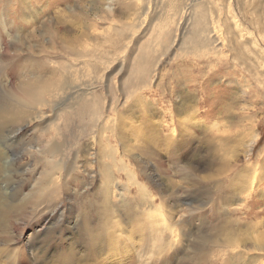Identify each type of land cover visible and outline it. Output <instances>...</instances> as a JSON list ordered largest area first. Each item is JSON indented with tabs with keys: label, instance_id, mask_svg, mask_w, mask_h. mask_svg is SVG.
<instances>
[{
	"label": "rangeland",
	"instance_id": "rangeland-1",
	"mask_svg": "<svg viewBox=\"0 0 264 264\" xmlns=\"http://www.w3.org/2000/svg\"><path fill=\"white\" fill-rule=\"evenodd\" d=\"M62 63L73 91L1 138L0 264H264V0H0V102Z\"/></svg>",
	"mask_w": 264,
	"mask_h": 264
},
{
	"label": "bare ground",
	"instance_id": "bare-ground-1",
	"mask_svg": "<svg viewBox=\"0 0 264 264\" xmlns=\"http://www.w3.org/2000/svg\"><path fill=\"white\" fill-rule=\"evenodd\" d=\"M200 25L202 26V28L199 34L203 32L201 34L203 35V37L205 36L206 33L212 34V33L218 32L213 28L206 30L203 27L202 22H200ZM235 28H236V33L239 34L240 37H243V35L241 34L243 30L240 29L239 26L238 27L235 26ZM196 37H197V44L201 45L203 43V40L199 36H197V34H196ZM236 39H239V38H236ZM242 44H241V47H244L242 46ZM62 64L64 65H59L58 69L56 70L55 68H52L50 71L46 69V72L48 73V78L44 82H37L34 79L33 80L32 79L23 80L18 90L16 91V96H14L13 98L10 97V99H7L4 103L1 100L0 102V142L2 140L1 138H3V135H5L7 130H10L9 133L12 135L11 136H8L9 134L7 136L5 135V138H9L11 140L15 138L16 134L20 131L19 130L20 128L16 130V129H13V127L19 124L23 119H25L23 117L24 116L26 117V114H33V111H37L38 113H40L44 108H48V107L49 108L54 107V109L56 110L58 107L57 102L62 99V96L73 91V67L72 65H68L65 63H62ZM83 94H86V93H83ZM25 104L28 105L27 106L28 108L32 107V109L31 110L27 109ZM66 113L69 115L70 112L66 111ZM67 120H69V118H67ZM71 127L72 126H70L69 128L65 127L64 130H56L52 127L49 128L50 131L53 130V133L50 134L52 136L51 138L52 141L49 142L50 144L48 145V148L43 150V155L47 159L48 170L46 171L44 175V179H43V180H46V182L40 185V189L43 192L46 191V202L47 203L45 204V206L50 207L51 205L49 203L54 201L57 196L62 195V192H61L62 187L59 188V179H60V174H61L60 172L63 169H65V166L63 167V164L66 165L67 168H68V165L71 166L70 163L57 162V159L60 158V161H62V158L67 159L66 154L69 153V151L71 152L72 149L66 148L65 144L60 143V142H55L53 140H55V137L59 139L58 134L60 133H62L60 138H64L65 134L63 133V131L71 130L72 129ZM105 154L106 153H104V155ZM5 157H6V154H2V155L0 154L1 160L6 159ZM71 168H69L70 171L72 170ZM1 169L5 170V168L3 167H1ZM70 171L66 170V172L69 173L68 175L72 174L70 173ZM257 182H256V178H253L250 180L243 178V180H240V181L235 180L234 186L237 187V190H240L241 192L243 191V193L249 189L250 191H252V193L251 192L250 193L253 195V193L255 192L254 185ZM49 183H51V185L48 187ZM108 221H111V220L109 219ZM141 227H142V224L140 225V228ZM146 230L148 233L152 232L151 227H147ZM100 237L101 235H97V236L91 235L90 239L88 238L89 241H87V245L89 246L99 245V240H97L96 238H100ZM95 249H100V248L96 247ZM64 264H67V263L64 262Z\"/></svg>",
	"mask_w": 264,
	"mask_h": 264
}]
</instances>
